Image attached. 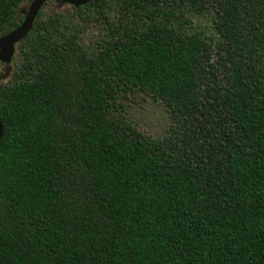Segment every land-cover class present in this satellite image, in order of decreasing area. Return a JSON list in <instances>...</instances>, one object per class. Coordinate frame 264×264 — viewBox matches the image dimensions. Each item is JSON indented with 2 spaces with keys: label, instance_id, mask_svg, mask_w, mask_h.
Listing matches in <instances>:
<instances>
[{
  "label": "trees",
  "instance_id": "16d2710c",
  "mask_svg": "<svg viewBox=\"0 0 264 264\" xmlns=\"http://www.w3.org/2000/svg\"><path fill=\"white\" fill-rule=\"evenodd\" d=\"M31 1L0 0V35ZM91 9L83 45L67 16ZM187 11L214 34L187 32ZM16 45L0 264H264V0H49ZM136 94L163 103V137L125 114Z\"/></svg>",
  "mask_w": 264,
  "mask_h": 264
},
{
  "label": "rangeland",
  "instance_id": "374dc122",
  "mask_svg": "<svg viewBox=\"0 0 264 264\" xmlns=\"http://www.w3.org/2000/svg\"><path fill=\"white\" fill-rule=\"evenodd\" d=\"M28 5L29 2H21L17 9V16L23 18ZM112 6L113 3L111 2L110 7ZM65 8L69 7L65 6L58 9H52V7H49L48 5L44 8V15H49L52 10L70 14ZM67 17L74 30L79 34L80 43L83 45H94L95 42L99 40L102 19L98 16V13L95 10L91 9L90 11H87L85 16ZM87 18H89L88 21L86 20ZM176 22L180 23L187 32H198L205 36L214 34L209 15L198 11L184 12L182 17L178 18ZM20 64L21 55L19 54V47L16 45L12 60L9 62L11 67L10 73L1 79L2 82H9L12 80V73L20 66ZM1 65L2 64L0 63V71ZM124 110L131 122L148 137L161 138L166 134V130L169 126V117L163 103L159 99L145 94H136L133 98L127 100Z\"/></svg>",
  "mask_w": 264,
  "mask_h": 264
},
{
  "label": "water",
  "instance_id": "95a60500",
  "mask_svg": "<svg viewBox=\"0 0 264 264\" xmlns=\"http://www.w3.org/2000/svg\"><path fill=\"white\" fill-rule=\"evenodd\" d=\"M49 0H32L27 8V11L17 27L9 32L0 35V62L7 63L12 60L16 44L26 35L32 27L33 21L36 18L38 11L44 3ZM68 3L70 5L79 6L88 3L90 0H57ZM1 134V124H0Z\"/></svg>",
  "mask_w": 264,
  "mask_h": 264
}]
</instances>
